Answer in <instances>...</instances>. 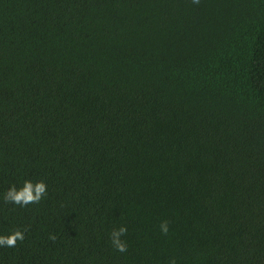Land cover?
Here are the masks:
<instances>
[{"label": "trees", "instance_id": "trees-1", "mask_svg": "<svg viewBox=\"0 0 264 264\" xmlns=\"http://www.w3.org/2000/svg\"><path fill=\"white\" fill-rule=\"evenodd\" d=\"M17 229L0 264H264V0H0Z\"/></svg>", "mask_w": 264, "mask_h": 264}, {"label": "clouds", "instance_id": "clouds-1", "mask_svg": "<svg viewBox=\"0 0 264 264\" xmlns=\"http://www.w3.org/2000/svg\"><path fill=\"white\" fill-rule=\"evenodd\" d=\"M193 3L198 4L199 0H193ZM46 192L47 186L44 181H37L33 183L30 180H26L23 186L19 189L15 186L10 187L6 192L4 199L6 203H13L23 207L31 203H39L46 195ZM160 227L164 233H167V221L162 222ZM126 233L127 228L125 226H121L119 229H114L110 234L114 247L120 252L127 250L126 244L120 239V237ZM24 239V233L17 229L7 236H0V246L15 247L18 240L23 241ZM50 239L55 240V236H51Z\"/></svg>", "mask_w": 264, "mask_h": 264}]
</instances>
